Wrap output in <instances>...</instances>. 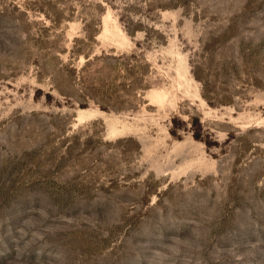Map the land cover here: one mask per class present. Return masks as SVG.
<instances>
[{"label":"rangeland","instance_id":"1","mask_svg":"<svg viewBox=\"0 0 264 264\" xmlns=\"http://www.w3.org/2000/svg\"><path fill=\"white\" fill-rule=\"evenodd\" d=\"M0 264H264V0H0Z\"/></svg>","mask_w":264,"mask_h":264}]
</instances>
